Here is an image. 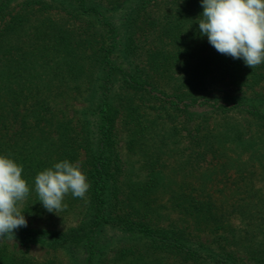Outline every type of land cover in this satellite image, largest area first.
Here are the masks:
<instances>
[{"label":"trees","instance_id":"trees-1","mask_svg":"<svg viewBox=\"0 0 264 264\" xmlns=\"http://www.w3.org/2000/svg\"><path fill=\"white\" fill-rule=\"evenodd\" d=\"M201 12L0 0V153L30 188L63 159L90 185L56 213L30 191L0 264H264V63L218 53Z\"/></svg>","mask_w":264,"mask_h":264},{"label":"clouds","instance_id":"clouds-1","mask_svg":"<svg viewBox=\"0 0 264 264\" xmlns=\"http://www.w3.org/2000/svg\"><path fill=\"white\" fill-rule=\"evenodd\" d=\"M199 34L218 52L240 59L246 66L264 63V0H199ZM23 165L11 154L0 153V236L27 226L20 204L35 191L42 207L56 213L64 197L83 198L89 189L78 162L63 159L37 172L30 188Z\"/></svg>","mask_w":264,"mask_h":264},{"label":"rangeland","instance_id":"rangeland-1","mask_svg":"<svg viewBox=\"0 0 264 264\" xmlns=\"http://www.w3.org/2000/svg\"><path fill=\"white\" fill-rule=\"evenodd\" d=\"M13 244H14L13 242L10 243L11 248H12ZM15 250L20 251V252H26L27 251V253L30 254L32 257H35L38 259L42 258L46 253L45 248L40 247V246H34V245L22 246V245L16 244ZM59 261L62 264H69V261L67 260L64 253L59 255Z\"/></svg>","mask_w":264,"mask_h":264}]
</instances>
